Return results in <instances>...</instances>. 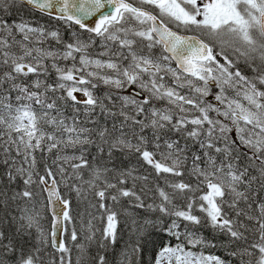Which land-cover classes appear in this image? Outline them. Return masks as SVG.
Returning <instances> with one entry per match:
<instances>
[{"label": "snow or ice", "instance_id": "obj_1", "mask_svg": "<svg viewBox=\"0 0 264 264\" xmlns=\"http://www.w3.org/2000/svg\"><path fill=\"white\" fill-rule=\"evenodd\" d=\"M0 264H264V0H0Z\"/></svg>", "mask_w": 264, "mask_h": 264}]
</instances>
